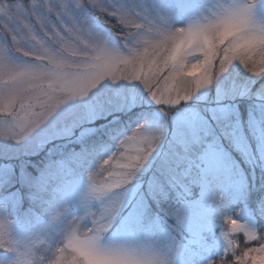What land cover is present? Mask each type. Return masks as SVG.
Masks as SVG:
<instances>
[{
    "label": "snow or ice",
    "instance_id": "1",
    "mask_svg": "<svg viewBox=\"0 0 264 264\" xmlns=\"http://www.w3.org/2000/svg\"><path fill=\"white\" fill-rule=\"evenodd\" d=\"M106 3L102 11L128 29L123 35L126 43L121 46L99 30L87 15V5L73 15L74 10L64 3L57 20L63 24L69 19L72 26L66 27V33L80 45L79 55L73 53L71 61L61 58L65 38L46 15L36 16V22L61 48L46 47L45 41L33 34L30 14L22 4L0 5V21H7L3 27L11 34L10 44L0 40V139L25 142L66 100L88 96L106 79L138 81L146 98L160 105L162 111L171 112L175 106H183L182 101L220 81L235 66L242 65L252 77H264V21L255 18L257 0H210L206 13L189 17L179 28L166 11L159 6L153 9L144 0ZM127 133L116 134V151L93 153L95 163L87 168L78 211L73 212L67 199L44 204V222L37 231L19 239L11 234L7 213L0 210V264H174L172 257L181 246L185 214L171 203L169 193L175 186L180 195H186L187 188L181 187L185 181L172 172L166 182L152 177L147 188L134 186L132 182L155 152L164 130L149 129L139 120ZM47 134L71 135L72 127H49ZM249 146L252 156L257 151L264 155V142L244 144L242 149L247 151ZM182 171L191 175L187 167ZM34 195L43 200V190ZM208 199L214 203L220 196L209 193ZM149 200L175 217L162 240L146 237L148 225L156 226ZM228 220L232 232L243 231L248 240L264 241V197L253 210L255 222ZM114 226L132 235L110 238ZM221 235L224 243L205 264H215L213 256L220 257V264H233L227 257L235 255L234 241L227 232ZM251 252L262 253L251 256L252 264H264V244L244 250L236 256L235 264H246L244 258Z\"/></svg>",
    "mask_w": 264,
    "mask_h": 264
},
{
    "label": "rangeland",
    "instance_id": "2",
    "mask_svg": "<svg viewBox=\"0 0 264 264\" xmlns=\"http://www.w3.org/2000/svg\"><path fill=\"white\" fill-rule=\"evenodd\" d=\"M125 2L130 4L132 0ZM14 3L22 4L30 14L33 34H38L46 47L55 50L61 48V44L49 40L36 22L38 15L48 17L65 38L61 57L64 60L71 61L75 58L73 53L78 56L80 52V45L66 33V27L72 26L69 19H65L63 24L57 20V12L62 10L64 3L74 10L73 15L79 13L82 5H87L90 9L87 15L99 30L110 34L121 46L126 43L123 35L128 29L108 12L102 11L107 7L106 0H96L95 5L93 0H0V5ZM144 3L153 9L159 6L168 13L176 27H184L189 17L207 12L210 0H144ZM49 7L53 11L49 12ZM93 12L104 14L110 20L105 19L104 24ZM255 18L264 21V0H257ZM4 23L7 21H0V40L10 44L11 34L5 31ZM22 34L28 36L27 30L22 29ZM215 63L218 68L219 60ZM164 74L167 75V72ZM137 85L138 81L122 79L113 82L106 79L88 96L66 100L49 122L36 129L25 142L17 144L13 140L0 139V210L7 213L11 221V234L23 239L37 231L45 220L42 215L44 204L67 199L73 212L78 211L79 191L84 180H87V168L95 163L93 153L107 149L116 151V134L127 133L136 122L143 120L149 129L162 127L164 134L155 152L132 182L133 185L147 188V181L152 177H159L166 182L172 172H177L185 181L181 187L187 188L183 196L175 186H171L169 193L171 203L185 214L181 246L172 257L174 264H205L224 243L223 232H227L229 239L234 241L235 255L230 253L227 259L235 264L236 256H241L244 250L258 249L264 244L261 240H248L243 231L232 232L228 220V217H232L240 218V223L243 220L255 222L253 211L247 203L239 204L248 192L247 177L244 174L242 176L240 171L243 166L251 164L249 171L252 172L251 167L257 157L256 154L251 155V146L244 151L242 145L264 142V77H252V73L242 65L235 66L220 81L201 89L191 100L182 101L183 106L177 105L171 112L162 111L160 105L146 98L147 93L143 91L142 85ZM241 98L246 101L242 102ZM127 113L128 121L112 127L111 133L107 135L110 144H104L102 131L108 128L109 122ZM68 126L72 127L71 135L53 137L47 134L49 127ZM127 135H131V132ZM232 151L243 158L244 165L240 164L241 160ZM96 163L99 165L100 160L97 159ZM185 167L191 175L182 171ZM92 171L97 169L93 168ZM238 172V179L228 180ZM40 190H43V200H38L34 195ZM209 193L219 195L220 200L210 203ZM233 193L238 198L230 196ZM225 197H229L227 203ZM157 205L155 213L150 209L156 226L148 225L146 237L162 240L165 232L174 224L175 217L163 212ZM123 211L127 215V210ZM222 211L224 213L220 218ZM234 212L239 213V216L233 215ZM131 235L119 226H114L110 238ZM239 235L244 245L239 244ZM256 255L262 253H249L244 258L246 264H252L251 256ZM212 259L215 264H220L219 256H213Z\"/></svg>",
    "mask_w": 264,
    "mask_h": 264
},
{
    "label": "trees",
    "instance_id": "3",
    "mask_svg": "<svg viewBox=\"0 0 264 264\" xmlns=\"http://www.w3.org/2000/svg\"><path fill=\"white\" fill-rule=\"evenodd\" d=\"M93 14L96 15L98 18H100L104 24H106L104 22V20L108 19L107 16H105L104 14H101L99 12H93ZM108 20H110V19H108ZM241 101L244 102V101H246V99L241 98ZM239 103H240V101H239ZM244 116L246 118V114ZM245 118H243V119H245ZM128 119H129V114L127 113L125 115H122L119 119H116L114 121L109 122L108 128L106 130L102 131L104 144H107V146L110 144L109 139L107 138V135H108V133H111L112 127H118L119 124H117V123H120V126H121L123 124V122L128 121ZM96 124H98V122ZM86 141H87V139H86ZM90 147H92V146H90ZM232 154L241 160V163H240L241 165H244V164H242L243 158H241V156L239 154H237L236 151H232ZM256 156H257L256 160L253 161L254 164L251 167L252 172L249 171L251 164L248 167L243 166L241 169L242 172L240 171V173H242L241 174L242 176L244 174V176L247 177L248 192H247L246 198L245 197L241 198L239 204L241 206V204L247 203V206L250 207L252 211L257 207V202L260 200V198L264 197V158H261L263 155H261L259 153V151L256 152ZM143 176L144 175H142L141 178H143ZM238 177H239V172L234 173L232 175V177H230L228 180L235 181L236 179H238ZM230 196H232L234 198H238V195L236 193H233ZM225 199H226L225 201L227 203V200L229 199V197H225ZM152 201L153 200H151V203H150V209L154 212L156 210L155 208H156V205L158 203L156 201H154V202H152ZM223 207H224V209H226L225 205ZM153 212H151V213L153 214ZM157 214L161 215L159 213H157ZM162 220H164L167 223L166 219L162 218ZM238 240H239V244L244 245V243H242V241H244V240H243L241 235H239Z\"/></svg>",
    "mask_w": 264,
    "mask_h": 264
},
{
    "label": "clouds",
    "instance_id": "4",
    "mask_svg": "<svg viewBox=\"0 0 264 264\" xmlns=\"http://www.w3.org/2000/svg\"><path fill=\"white\" fill-rule=\"evenodd\" d=\"M179 28V27H178Z\"/></svg>",
    "mask_w": 264,
    "mask_h": 264
}]
</instances>
